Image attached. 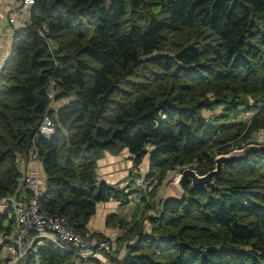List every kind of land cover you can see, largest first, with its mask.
I'll return each instance as SVG.
<instances>
[{"label": "trees", "instance_id": "16d2710c", "mask_svg": "<svg viewBox=\"0 0 264 264\" xmlns=\"http://www.w3.org/2000/svg\"><path fill=\"white\" fill-rule=\"evenodd\" d=\"M31 17L0 72V199L23 190L17 152L36 146L41 212L84 233L99 202H125L138 188L121 196L99 181L106 151L127 148L136 165L148 157L145 179L161 182L177 165L206 174L217 155L264 130V0H36ZM235 110L254 114L225 123ZM47 111L50 138L37 136ZM149 217L150 231L142 222L128 229L136 240L125 255L105 253L110 264H264V151L226 165L215 186L163 196ZM12 225L0 213V233ZM75 257L35 244L25 264Z\"/></svg>", "mask_w": 264, "mask_h": 264}, {"label": "built area", "instance_id": "2783aa9c", "mask_svg": "<svg viewBox=\"0 0 264 264\" xmlns=\"http://www.w3.org/2000/svg\"><path fill=\"white\" fill-rule=\"evenodd\" d=\"M7 2L11 13L9 23L16 26L15 30L26 25H33L34 22L31 17V9L35 5L36 0H7ZM38 32L42 38L50 36L48 24L46 22L41 23ZM50 44L54 50L55 42L52 39H50ZM50 95L53 101L48 108L55 109L57 107V103L54 102L56 92L53 91ZM253 114L254 113H252V115ZM55 131V122L47 111L43 117L37 136L40 134L46 138H50ZM260 132L261 131L254 132L245 141L242 140L238 143H233L231 146L232 149H239L249 143L256 142L253 140V137L260 134ZM35 139L36 138H34V141ZM36 160L40 161L35 146L28 154L27 162ZM23 164L25 163L21 161V165ZM191 166H196V163L177 165L175 168L176 174H174L171 179L175 182L176 178L183 170ZM21 171L23 172L21 179L23 190H18L19 193L14 196L11 204L12 210L10 212V217L13 219V225L10 234L7 236L8 243L6 245V253L9 256L8 264H17L19 260L26 259L28 252L35 247L37 239L35 233L41 231H51L55 233L54 242L60 247L71 249L75 254L74 264L80 259L94 256L97 252L110 254L113 251V240L96 238L91 231H86L84 233L75 231L70 226L68 220L62 215L43 214L40 209V199L43 198L44 195L46 175L42 174L39 168H31L28 171H24L21 166ZM150 190V181L141 178L137 190L128 196L125 203H148V193ZM162 198L163 197L160 199ZM160 199L158 200V207Z\"/></svg>", "mask_w": 264, "mask_h": 264}, {"label": "crops", "instance_id": "0c3cea01", "mask_svg": "<svg viewBox=\"0 0 264 264\" xmlns=\"http://www.w3.org/2000/svg\"><path fill=\"white\" fill-rule=\"evenodd\" d=\"M10 15L11 13L8 8L7 0H0V72L2 70L4 63L12 53L14 34L16 31L15 30L16 26L8 22ZM70 100L71 98L70 99L64 98L61 100L62 102L60 101V103L59 102L58 103L64 105L68 103ZM146 158H147V163L145 161L146 159L144 158L139 165H136L134 161V156L130 155L129 150L127 148H123L116 153L106 151L105 155L98 161V172H97L98 179L101 182H106L109 185L116 187V189L120 191L121 196H123V193H129L130 190H134L138 186L139 179L145 178L149 174L150 160L148 157ZM144 165L145 167L147 165L146 171L141 170ZM31 168H39L42 174H45L43 163H41L40 161L36 160V161L28 162L26 171H28ZM152 182L153 183L156 182L154 186L157 185V180L155 178H153ZM150 193L151 195H153L154 191L153 192L150 191ZM169 195H176V193H171ZM13 199L14 197L12 198L10 197V198H6L4 201H0V213L9 212L10 214L11 212L10 205L12 204ZM123 200L124 197L120 199L111 198L108 201L99 202L97 204L96 214L91 218L89 223H87L88 231H91L94 234L96 233L95 236H97V238H105V239H108L109 237L113 238L116 229L119 230L117 236L124 234L125 232L127 235L128 229H130V227L136 222L144 223V229H146L145 228L146 222L142 221L141 219H138L139 216H141V214L143 213L142 211H144L145 213L147 211L148 214L149 213L155 214L156 212H158L155 206L151 205L152 203H150V205L147 206H146L147 202H145L144 204H140L142 207L137 204L138 206L135 207V212L136 209H139V211L136 213L138 218L134 222H128L127 224H122L123 219H120L119 221V217L123 215L126 209V207L123 205L125 203ZM113 219L117 220V225L118 223H120L119 227L117 226L116 229L114 228L115 230L113 228L108 227V224ZM130 219L131 218H129L128 220ZM122 228L124 229V232ZM35 235L37 236L35 243L36 246L54 242L55 233L51 231L36 232ZM5 238L6 240H4L3 242L5 247L3 248V253L0 254L1 264H4L5 261L4 259H6V255H7L5 250H6V245L8 243V237L5 236ZM110 240H113L112 247L114 250L113 252L114 255L118 257H122L127 253V246L129 240H126L124 244L120 242L121 238L120 241L118 242H116L115 239H110ZM130 240L131 241L136 240V234L132 233ZM116 244H118V246L115 250L114 248ZM103 258H105L106 260L103 261ZM92 259L96 261L98 264H106V261L108 262V264H110V261L105 256L104 252H97L92 257ZM80 261L87 262L88 259H80Z\"/></svg>", "mask_w": 264, "mask_h": 264}, {"label": "rangeland", "instance_id": "374dc122", "mask_svg": "<svg viewBox=\"0 0 264 264\" xmlns=\"http://www.w3.org/2000/svg\"><path fill=\"white\" fill-rule=\"evenodd\" d=\"M8 22H9V19H8ZM251 101H253V100H251ZM62 102V101H61ZM221 109H223L222 107H221ZM206 111V110H205ZM215 111H219V108H216L215 109ZM240 112H242V111H240V110H235V111H233V112H231L232 113V117L229 119V121L228 122H225V123H227V124H229V123H236L235 121L236 120H241V117H243V118H247V116H250V115H252V113H254V112H249V113H241V114H238V113H240ZM205 114H206V116H208L209 118L211 117V116H213V114H211V112H209V111H206L205 112ZM237 114H238V116H237ZM253 140L254 141H256V142H260V143H264V130H262L261 132H260V134H258L257 136H255V137H253ZM145 161H146V163H147V158L145 157ZM20 161V166H22V168H23V170L24 171H26V169H27V165H28V155H24V154H19L18 152H17V162H19ZM21 161L23 162V163H25V164H23V165H21ZM146 167H147V165H146ZM145 167V165L142 167V169L141 170H144V171H146L147 170V168ZM191 169H193L194 168V166H191L190 167ZM97 172H98V167H97ZM174 174H176V171H175V168H172V169H169L168 171H167V173H166V175H165V177L163 178V181H161V182H159V179L157 180L156 179V177H153V178H155L156 180H157V185L156 186H154V184H156V182H152L153 181V179H151L150 180V182L152 183V187H151V192H153L154 191V194L153 195H151V193H150V191H149V200H148V203H147V205H150V203H152L151 205H154L155 206V208H156V210H158V200L161 198V197H163V196H166V195H169V194H171V193H176V196L177 197H179L180 196V190L178 189V187H176V185H175V183H174V181L171 179V177L174 175ZM97 175H98V173H97ZM140 180V179H139ZM165 182V183H164ZM44 184H45V182H44ZM154 187H156V188H154ZM153 190V191H152ZM160 191V192H159ZM14 197V196H13ZM5 199H0V201H4ZM145 202H143V203H131V204H126V203H124L123 205L126 207V209H125V212L123 213V215L121 216V217H119V221H120V219H123L122 220V224H127L128 222H134L138 217H137V212L139 211V209H136V212H135V207H137L138 205H140V204H144ZM138 204V205H137ZM135 205V206H134ZM141 206V205H140ZM142 207V206H141ZM155 210V209H154ZM143 213L141 214V216H139V218L138 219H141L142 221H144V222H146L145 223V230L146 231H150L151 229H150V226H151V221H150V217L149 216H151V214L152 213H149L148 214V212L146 211V213L144 212V211H142ZM155 214H157V212L155 213ZM155 214H152V215H155ZM129 218H131L130 220H128ZM119 225H120V223H118V225H117V220L116 219H113L109 224H108V227H110V228H115L116 229V227L118 226L119 227ZM114 229V230H115ZM123 229V228H122ZM123 232H124V229H123ZM118 233H119V230L118 229H116L115 230V234H114V236H113V238H108V239H115L116 240V242H118V241H120V238H121V241L120 242H122L123 244H124V242L126 241V240H130L129 238L130 237H128V236H125L126 235V232L124 233V234H121V235H119V236H117L118 235ZM96 234V233H95ZM95 234L93 233V235L95 236ZM115 236H117V237H115ZM96 238H97V236H95ZM106 237V236H105ZM101 239H103V238H101ZM123 239H124V241H123ZM4 240H6V238H5V235L1 232L0 233V254L1 253H3V248L5 247L4 246ZM117 246H118V244H116L115 245V250H116V248H117ZM6 251V250H5ZM112 252H114V250L112 251ZM113 254V253H112ZM117 255H118V253H117ZM92 257L93 256H91V257H89V258H86V259H88V261L86 262H82V261H80V260H78V261H76V263L75 264H98L96 261H94L93 259H92ZM5 261H4V264H8V262H9V256L8 255H6V259H4ZM90 260V261H89ZM106 259L105 258H103V261H105ZM25 261H26V259H23V260H19L18 262H17V264H25ZM106 264H108V262L106 261Z\"/></svg>", "mask_w": 264, "mask_h": 264}, {"label": "water", "instance_id": "95a60500", "mask_svg": "<svg viewBox=\"0 0 264 264\" xmlns=\"http://www.w3.org/2000/svg\"><path fill=\"white\" fill-rule=\"evenodd\" d=\"M256 151H264V143L250 144L244 148L233 149L228 153L217 155L215 158V168L204 175H200L195 169L186 168L176 178L174 183L181 193H184V187L189 183L194 188L215 186L217 179L221 176L226 165L236 161H242L246 159L250 153Z\"/></svg>", "mask_w": 264, "mask_h": 264}]
</instances>
